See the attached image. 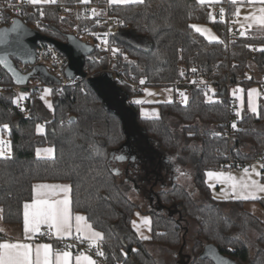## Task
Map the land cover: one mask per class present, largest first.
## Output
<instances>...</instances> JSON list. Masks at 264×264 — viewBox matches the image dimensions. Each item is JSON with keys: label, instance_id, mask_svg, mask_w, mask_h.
Segmentation results:
<instances>
[{"label": "trees", "instance_id": "16d2710c", "mask_svg": "<svg viewBox=\"0 0 264 264\" xmlns=\"http://www.w3.org/2000/svg\"><path fill=\"white\" fill-rule=\"evenodd\" d=\"M87 5L81 0L29 4L22 7L17 18L29 27L41 22L42 34L67 43L73 27L96 28L98 15L89 16ZM110 5L116 18L124 23L113 38L127 51V56L117 57L116 67H123L127 74L138 78L147 77L148 85L189 81L192 69L213 82L212 94L211 90L186 84V103L178 99L159 103L161 116L145 118L139 114V105L130 102L143 90L135 92L125 81L114 80L144 140L157 145L158 155L178 149V136L170 117L182 123L185 141L197 145L193 181L204 202H197L178 183L158 191L161 210H146L151 219V236L141 238L133 227L139 204L125 192L118 166L128 150L141 147V142L127 141L126 117L108 106L88 79L60 88L55 86L56 78L40 66H33L23 78H15L0 64V82L40 81L51 86L53 101V111L38 99L28 111H22L15 106L13 93L0 94V126H8L11 143V153L0 156L1 221L8 225L23 222V206L32 200L35 182L69 181L73 211L84 213L93 227L103 233L95 249L103 251L107 264H182L180 248L184 235L185 264H217L206 252L208 244L234 264H264V223L248 220L242 200L215 199L206 180L210 170L264 160V92L257 113L245 107L238 116L226 86L230 82L247 90L264 81V33L254 32L249 39L230 41L225 23L211 19L212 4H201L199 0H143ZM197 22L211 23L221 40L210 41L196 32L191 25ZM250 45H256L257 50ZM91 55H99L100 60L90 62ZM8 58L16 69L22 63L14 55ZM84 59V68L90 65L92 71L109 62L93 47ZM103 75L106 74L93 77ZM233 117L237 118V132L231 137L223 136L226 123ZM40 123L46 127L44 134L37 132ZM46 145L55 147L54 158L36 156V148ZM257 201L264 205V199ZM230 203L236 207H227ZM251 231L258 234L254 248L244 239ZM150 245L161 248L162 259Z\"/></svg>", "mask_w": 264, "mask_h": 264}, {"label": "rangeland", "instance_id": "374dc122", "mask_svg": "<svg viewBox=\"0 0 264 264\" xmlns=\"http://www.w3.org/2000/svg\"><path fill=\"white\" fill-rule=\"evenodd\" d=\"M192 25H197L202 29H207L208 31L202 34H204L208 40H221V36L216 32L211 23L197 22ZM70 32L72 33V30H70ZM212 37H215L216 39H212ZM213 92L214 91L211 90V94ZM180 93H184L188 101V94L183 86L167 84L147 85L144 87L143 92L134 95L130 102L139 105V114L141 117H159L161 116V111L158 104L172 102L175 99L183 102V97ZM137 101H140V103H137ZM169 122L178 136L177 151L171 153L164 152L158 155V152L160 151L157 149V145L154 142L144 140L143 136L138 135L133 142H136L137 144L138 142H141V147L136 150H128L127 157L119 159L118 166L119 170L121 169V172L119 171V173L120 180H123V188L127 195L139 204V208L136 211L133 222H135L134 229L140 237L145 236V231L143 230V227H141L140 223H144L145 219L150 221V216L146 213V210H161L158 205V191L168 189L174 183H178L183 185L197 202H204L201 196H199V192L195 188L193 181L195 158L197 157L195 148L197 145L195 142L185 141L181 132L182 123L177 118L170 117ZM8 131V127L5 128L0 126V141H3V144L0 145V149L4 152L3 156L11 153V143ZM261 164L263 163L260 160H255L247 166H240L237 168H219L208 171L206 180L211 188L212 196L221 201L242 200L235 198L231 189L232 181L225 178L231 176L237 182L243 179L248 181L256 180L258 183L264 184L262 168L260 167ZM253 167L255 168V172H260L261 175H256L252 170ZM245 168L249 169L248 174H245ZM209 172L223 173L224 178H218L217 176L209 177ZM225 194H227V198H225ZM256 195L258 197L257 199L242 200L245 202L243 205V211L246 213V216L249 217V221H261L264 223V205L257 201L259 199H264V192H257ZM231 203L227 207L235 208L236 206ZM6 225L7 224L0 221L1 229L4 230ZM257 236L258 234L254 231H251L249 235L247 234L245 236L244 239L251 248L255 247ZM150 249L154 254H160L159 258H163V254L161 252L162 250L159 246L150 245Z\"/></svg>", "mask_w": 264, "mask_h": 264}, {"label": "built area", "instance_id": "2783aa9c", "mask_svg": "<svg viewBox=\"0 0 264 264\" xmlns=\"http://www.w3.org/2000/svg\"><path fill=\"white\" fill-rule=\"evenodd\" d=\"M27 0H23L19 3H13L9 0L0 3V27H8L12 24L17 15L21 14L22 7L29 5ZM221 9H223V14L221 15ZM63 12V9H62ZM86 12L91 17L95 18L96 28H92L89 25L75 26L72 28V35L77 37L80 41L90 45L91 47L97 49L102 55H106L109 62L106 66L92 71L90 65L84 68L86 76L75 75L74 77H69L67 75L66 69L68 66V59L63 55V53L53 44L48 42L40 41L37 44L36 60L33 64L20 63L17 70L23 74L28 73L33 66L42 67L48 74L56 78L57 83L55 86L60 88L73 85L93 77L98 73H105L112 77V79L117 81H125L135 92H139L148 85L147 77H136L133 74H127L123 67H116L115 60L119 56H127V51L122 47L113 35L117 33L123 26V21L116 18L113 13V8L109 3L102 2L101 0H92L86 6ZM95 13V14H94ZM210 16L214 21L224 22L226 29L229 33L230 41H235L237 39H249L253 35V28L247 24H243L239 20V14L232 8L229 2L222 1L214 3L210 6ZM31 28L40 30L43 28L41 22H36ZM244 32L245 35H241ZM252 50H257L256 45H250ZM99 55L89 56L90 62L99 61ZM143 81V83H141ZM195 82V83H193ZM186 84H195L207 91L213 90V82L206 79L202 73L191 70L190 80L186 81L179 79L174 85L186 87ZM227 89L229 92V97L231 98V104L234 111L238 110L239 100L237 94L239 89L243 86L240 84L227 83ZM46 87H51L49 85H44L40 81L30 82L26 84L19 83H7L0 82V94L13 93L15 106L22 111H28L31 107L34 99L43 100L41 97L44 96V90ZM260 87L264 92V81L260 83ZM233 123H237V118L233 117L226 123V130L223 136L231 137L237 132L236 128H233ZM263 164L264 160L259 159ZM264 176V169H262ZM2 219V208L0 207V221ZM0 236H3V232L0 228ZM39 239L47 242H56L58 247L63 250H70L74 252H90L96 255L98 261L101 264H107L102 256L97 254L95 248H88L86 243L79 236H73L66 239H57L52 231L48 229H43L39 235Z\"/></svg>", "mask_w": 264, "mask_h": 264}, {"label": "snow or ice", "instance_id": "6c2138e0", "mask_svg": "<svg viewBox=\"0 0 264 264\" xmlns=\"http://www.w3.org/2000/svg\"><path fill=\"white\" fill-rule=\"evenodd\" d=\"M28 3L32 5H40V4H49L55 3L56 0H27ZM83 3H88L89 0H81ZM143 0H110V3L113 4H128V3H141ZM216 3L219 0H200L201 4L204 3ZM232 4H237L243 2V0H230ZM249 3H254L256 0H248ZM260 3L264 4V0H259ZM223 9H221V15L223 14ZM261 15L256 17L253 16L252 19L254 22H258L261 25H264V8L259 9ZM236 13H239V8L236 9ZM95 14V13H94ZM245 19H248L246 17ZM198 33L207 32V29H202L197 25H191ZM241 35H245L244 32H241ZM212 39H216L212 37ZM193 71H196L193 69ZM143 83V81H141ZM195 83V82H193ZM51 92V89H45V94ZM256 93V89H252L249 92V108L253 113L257 112V107L253 103L251 97ZM183 97V102H187V97L184 93H180ZM43 99V97H41ZM140 103V101H137ZM51 107V105H49ZM239 116L240 113L237 112ZM7 128V125H4ZM233 128H236V124L233 123ZM37 130L40 131L39 126ZM3 144V141H0V145ZM46 151L51 153L53 149L49 148ZM39 155V151L37 152ZM4 152L0 149V156H3ZM260 167L264 169V164H261ZM255 172V168L252 169ZM245 174H248L249 169H244ZM256 175H261L260 172H255ZM209 177L217 176L218 178H224L223 173H208ZM225 179L232 181L231 189L236 199L249 200V199H257V192H264V184L258 183L256 180H240L239 182L235 181L233 177L228 176ZM46 189H60L65 193V197L63 199L58 200H50L47 197L52 195V192H46ZM69 189L68 186H60V185H44L38 184L34 186V192L36 198L33 199L32 203L24 204V213H23V221H24V231L25 233L36 232L39 229L41 223L47 224L49 228H54L56 234L58 236L68 235L71 233L73 225L71 223L72 216L69 211V199L67 197ZM223 191V190H222ZM225 198H227V194H225ZM138 215V214H137ZM75 230L77 233H84L86 238L90 241H98L101 240L102 233L98 231H92L91 225H82L81 222L85 221V217L81 215L75 216ZM149 221L147 219L144 220V223L147 224ZM135 225V222H133ZM147 239L148 237H143ZM34 253V257H33ZM99 256H103V251H97ZM86 262V264H96L91 257L87 256H77L76 261L77 264H81V261ZM0 264H53L50 259V246L47 244L39 245L34 250L31 245L27 243H0ZM56 264H69V253L65 252L62 258H58Z\"/></svg>", "mask_w": 264, "mask_h": 264}, {"label": "water", "instance_id": "95a60500", "mask_svg": "<svg viewBox=\"0 0 264 264\" xmlns=\"http://www.w3.org/2000/svg\"><path fill=\"white\" fill-rule=\"evenodd\" d=\"M40 41L53 44L68 59L66 72L69 77H74L77 74L83 77L86 76L84 71V58L92 48L90 45L80 41L74 35L69 36L67 43L58 41L50 36L42 34L37 29L29 27L20 18H15L12 24L8 27H0L1 66L13 77L23 78L24 74L10 64L8 57L14 55L19 58L22 63L33 64L36 60L37 44ZM87 79L94 83L96 91L102 95V98L106 101L108 106L126 117L124 125L127 132V141L132 142L138 135L143 136V132L136 126V121L131 108L128 107L122 99L119 87L112 77L109 75H103V77H89ZM169 212L171 213V211ZM183 238L184 241L180 248V256L182 264H185L184 254L182 253L186 244L185 235ZM205 249L206 252L214 257L217 264H234L231 259L220 255L217 248L212 244L206 245Z\"/></svg>", "mask_w": 264, "mask_h": 264}, {"label": "crops", "instance_id": "0c3cea01", "mask_svg": "<svg viewBox=\"0 0 264 264\" xmlns=\"http://www.w3.org/2000/svg\"><path fill=\"white\" fill-rule=\"evenodd\" d=\"M90 1L91 0H89V2ZM222 1L229 2L235 11L237 8H239L238 14H239L240 22L243 24H247V25L251 26L253 28V33L254 32L264 33V25H261L258 22H254L252 19L253 16H256V17L260 16L261 13H260L259 9L264 8V4L260 3L259 0H256V2H254V3H249L248 0H243V2L237 3V4H232L230 2V0H219V2H222ZM107 2L109 4H113V3H110V0H107ZM206 3H208V2H206ZM49 4H51V3H49ZM208 4H214V3H208ZM40 5H43V4H40ZM246 17H248V19H245ZM46 88L51 89V87H46ZM252 89H256V93L252 95L251 99H252L253 103L255 104V106L257 107V112H258L260 96L263 93L260 85L252 86L251 88H249L247 90H245V88H243V87L239 89V92L237 94V97L239 100V106H238L237 112L240 113L245 107H247L251 111V109L249 108V92ZM42 101L46 105L47 108H49L51 111H53L52 90L47 95L45 94V90H44V96H43ZM49 105H51V107H49ZM38 126L40 128V131L37 130V132L40 134H44L46 132L45 125L40 123L37 125V127ZM49 148L53 149V151L51 153L46 151ZM38 151H39V155L37 154ZM36 156L38 158H54L55 157V147L50 146V145L39 146L36 148ZM38 184L68 186L69 191L67 193V197L69 199V211H70V214L72 216L71 223L73 225L71 233L68 235L58 236L56 234V231L54 228H49L47 224L41 223L39 226V229L36 232H29L26 234L24 231V221H23L22 223H19V224H11V225L7 224L6 227L4 228V230L1 229V231L3 232V236H0L1 237L0 243H27V244L32 246L33 250L39 245L47 244L50 246V259L52 260L53 264H56L57 259L62 258L63 254L65 252L69 253V264H77V261H76L77 256L91 257V259L94 260L96 262V264H101L98 261L96 255L91 254L90 252L78 253V252H74V251H70V250H63V249H60L58 247V244L56 242H47V241H43V240L39 239V235H40L41 231L43 229H48V230L53 232V234L55 235V237L57 239H66V238H70L73 236H79L83 240V242L86 243V245L89 249L95 248L101 240L93 242V241L88 240L84 233H77L75 230V223H76L75 216L76 215H81V216L85 217V221L81 222L82 225H85V224L91 225L92 231H98L100 233H102V232L93 227V225L91 224V222L88 220V218L86 217V215L84 213L73 211V209H72V186H71V183L69 181L35 182L33 185V198H32V200L27 201L25 203L31 204L33 199L36 198L35 192H34V186L38 185ZM44 191L53 193L52 195L47 197L50 200H58V199H63L65 197V193L63 191H61L60 189H46ZM23 213H24V207H23ZM140 225H141V227H143V230L145 231L144 237L150 238V236H151V219H150L149 223H147V224L140 223ZM133 227H134V224H133ZM102 237H103V233H102ZM141 238H143V236ZM33 257H34V253H33ZM81 264H86V262H84L82 260Z\"/></svg>", "mask_w": 264, "mask_h": 264}]
</instances>
